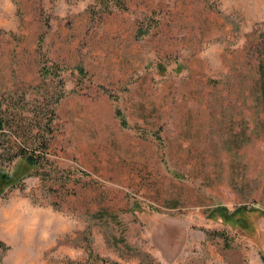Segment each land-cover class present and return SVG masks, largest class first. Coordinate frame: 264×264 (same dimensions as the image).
Wrapping results in <instances>:
<instances>
[{
	"label": "rangeland",
	"instance_id": "rangeland-1",
	"mask_svg": "<svg viewBox=\"0 0 264 264\" xmlns=\"http://www.w3.org/2000/svg\"><path fill=\"white\" fill-rule=\"evenodd\" d=\"M122 2L0 0V264H264V0Z\"/></svg>",
	"mask_w": 264,
	"mask_h": 264
},
{
	"label": "trees",
	"instance_id": "trees-1",
	"mask_svg": "<svg viewBox=\"0 0 264 264\" xmlns=\"http://www.w3.org/2000/svg\"><path fill=\"white\" fill-rule=\"evenodd\" d=\"M99 4H101L102 8L105 10H110L111 9V4L114 5L115 4H121L123 3L122 0H98ZM121 123L124 125L125 121H121ZM3 124L0 123V128H2ZM45 146L47 145L46 142H44ZM28 163L32 164V165H37L40 164L41 162V158L39 154H34V153H25L23 155H21ZM4 171L0 168V177H4ZM215 211H217V209H215ZM238 211V210H237ZM221 214V213H220ZM262 217L264 219V209L262 210ZM223 218H226L223 216ZM6 248L5 244L0 241V249L4 250Z\"/></svg>",
	"mask_w": 264,
	"mask_h": 264
},
{
	"label": "bare ground",
	"instance_id": "bare-ground-1",
	"mask_svg": "<svg viewBox=\"0 0 264 264\" xmlns=\"http://www.w3.org/2000/svg\"><path fill=\"white\" fill-rule=\"evenodd\" d=\"M8 225H10V223L8 224ZM3 226V225H2ZM7 226V225H6ZM5 228V227H4ZM13 232V231H12Z\"/></svg>",
	"mask_w": 264,
	"mask_h": 264
}]
</instances>
